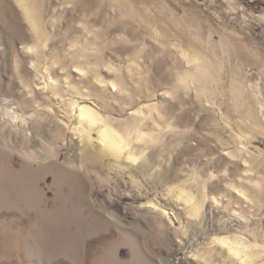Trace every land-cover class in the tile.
I'll list each match as a JSON object with an SVG mask.
<instances>
[{"label": "rangeland", "instance_id": "obj_1", "mask_svg": "<svg viewBox=\"0 0 264 264\" xmlns=\"http://www.w3.org/2000/svg\"><path fill=\"white\" fill-rule=\"evenodd\" d=\"M260 263L264 0H0V264Z\"/></svg>", "mask_w": 264, "mask_h": 264}, {"label": "bare ground", "instance_id": "obj_2", "mask_svg": "<svg viewBox=\"0 0 264 264\" xmlns=\"http://www.w3.org/2000/svg\"><path fill=\"white\" fill-rule=\"evenodd\" d=\"M106 6H108V4H106ZM101 13L102 14H104V13H107V8L106 7H104V6H102V9H101ZM145 18V20H147V21H150V19H148L147 17H144ZM136 92V91H135ZM97 95V94H96ZM75 102V101H74ZM81 107H83V106H79L78 107V109H77V119H78V123H79V126H78V129L80 130L79 132H81V133H83L84 134V139L83 140H85V139H88V133H89V128H91L92 126H95L97 123H100V122H102L101 121V119H100V117L96 114V112H94L93 110H91V109H89V108H86V107H83L86 111H85V113H81V111H80V108ZM91 115L92 117H93V119H94V121L95 122H91L90 120H81L80 119V117H81V115ZM97 137H96V141H97V145H95L96 146V150H98V151H105V152H107V154L108 155H111V156H114L115 158H117L121 153H122V151H123V149L124 148H126L128 145H129V142H126L125 141V139L122 137V136H120V134L118 133H116L112 128H110V127H108V126H106V125H104V122L103 123H101L100 124V126H99V129L97 130ZM82 135V134H81ZM123 135V134H122ZM124 136V135H123ZM127 140H128V138H127ZM101 141H103V143L101 142ZM90 142H91V140H90ZM94 144V143H93ZM86 147H87V145H85ZM90 146H91V144H90ZM83 148H84V145H83ZM89 150V149H88ZM84 151V150H83ZM85 151H86V148H85ZM84 151V152H85ZM94 151H95V149H94ZM90 154V152L88 151L84 156L85 157H87L88 155ZM139 154L140 153H138L137 151H135L134 149H132V150H129V151H127V157H126V159H128V160H130L131 159V161H136V159H139ZM69 163L71 164V165H73V162L71 161V160H69ZM29 167V166H28ZM73 168V167H72ZM73 170V169H72ZM66 171V170H65ZM12 172V171H11ZM11 172H10V174H11ZM15 173V172H14ZM9 174V175H10ZM23 174V173H22ZM5 175H7L8 176V172L7 171H5ZM16 175H18L17 173H16ZM15 175V176H16ZM13 176V175H12ZM62 176V175H61ZM65 176V175H64ZM63 176V177H64ZM59 178V177H58ZM65 179H67V178H69V173L68 174H66V176L64 177ZM73 178H77V177H73L72 176V179ZM61 179V178H60ZM71 179V178H70ZM62 180V179H61ZM58 181H59V179H58ZM60 182V181H59ZM70 182H71V180H70ZM75 182V181H74ZM80 182V181H79ZM77 183V182H76ZM75 183V184H76ZM64 184V183H63ZM66 185H67V182H66ZM70 186V185H69ZM78 186V185H77ZM76 186V187H77ZM73 187V186H72ZM74 188V187H73ZM73 188H71V189H73ZM81 188V187H80ZM70 189V190H71ZM77 189V188H76ZM74 190V189H73ZM77 190H79V189H77ZM73 192V191H72ZM76 192V191H75ZM77 193H78V191H77ZM75 195V194H74ZM178 196L180 197V200H183L185 203H188V204H190V199L186 196V195H183L182 193H179L178 194ZM179 199V198H178ZM197 209H198V207H194L193 208V210H196L197 211ZM48 213H50V212H48ZM51 214V213H50ZM53 214H54V212H53ZM56 214H58L57 212H56ZM55 214V215H56ZM45 216V215H44ZM58 216V215H57ZM46 217V216H45ZM48 217V216H47ZM110 217L112 218V219H114V220H117V216L115 215V214H111L110 215ZM97 221V220H96ZM101 221V220H100ZM93 222V221H92ZM95 222V221H94ZM102 222V221H101ZM101 222H97V223H95V224H93V226H94V228H95V230L97 231V230H100V229H102L104 226L102 225V223ZM201 222V221H200ZM200 222H199V224H200ZM104 224V223H103ZM92 229V228H91ZM219 242L221 243V244H225V243H227V245H228V252H230V254L232 255V256H234V257H237V255H235L234 253H236V252H238L239 253V256H244L245 257V260H247V262H249L250 260H251V258L253 257L254 258V256H253V254L252 255H250V256H247L246 254H247V252L248 251H246V246L245 245H243L242 243H241V241L240 242H238V241H226V240H224V239H219ZM216 243V242H215ZM238 246V247H237ZM222 247H223V245H222ZM210 250V249H209ZM217 251V250H216ZM209 252V251H208ZM207 252V253H208ZM226 252V251H225ZM207 253H206V255L205 256H203V260L205 259V260H213V259H215L214 257H213V259H212V257H211V254L210 255H207ZM205 253H203V255H204ZM227 254V253H226ZM225 254V255H226ZM214 255V254H213ZM221 255H223L222 254V252H221ZM231 256V257H232ZM227 257H228V255H227ZM248 259H250L249 261H248ZM212 262V261H211ZM215 262V261H214ZM213 262V263H214ZM260 264H264V263H260Z\"/></svg>", "mask_w": 264, "mask_h": 264}, {"label": "snow or ice", "instance_id": "obj_3", "mask_svg": "<svg viewBox=\"0 0 264 264\" xmlns=\"http://www.w3.org/2000/svg\"><path fill=\"white\" fill-rule=\"evenodd\" d=\"M80 111H81V113H85L86 110L83 107H81L80 108ZM80 119L81 120H86L87 119V120H90L91 122H95L94 119H93V117L91 115H83L82 114L81 117H80ZM101 142L103 143V141H101ZM224 246L225 247H228L227 243H225ZM234 254L237 255V256H239V253L238 252H236Z\"/></svg>", "mask_w": 264, "mask_h": 264}]
</instances>
